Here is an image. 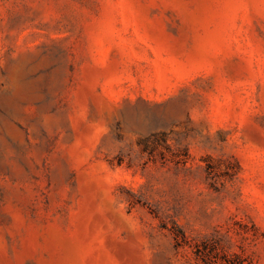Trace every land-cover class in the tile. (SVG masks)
Instances as JSON below:
<instances>
[{
    "label": "rangeland",
    "instance_id": "1",
    "mask_svg": "<svg viewBox=\"0 0 264 264\" xmlns=\"http://www.w3.org/2000/svg\"><path fill=\"white\" fill-rule=\"evenodd\" d=\"M0 264H264V0H0Z\"/></svg>",
    "mask_w": 264,
    "mask_h": 264
}]
</instances>
